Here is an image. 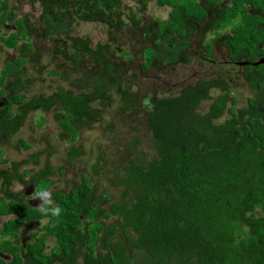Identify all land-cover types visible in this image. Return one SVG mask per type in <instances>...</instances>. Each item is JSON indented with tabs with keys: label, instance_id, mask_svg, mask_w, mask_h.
<instances>
[{
	"label": "trees",
	"instance_id": "trees-1",
	"mask_svg": "<svg viewBox=\"0 0 264 264\" xmlns=\"http://www.w3.org/2000/svg\"><path fill=\"white\" fill-rule=\"evenodd\" d=\"M118 4L119 0H71L58 6L59 13L43 9L40 24L54 47L56 68L41 66L35 72L41 81L45 80L43 74L59 77L63 87L38 93L28 108L38 106L53 112L63 130L75 138L79 130L97 124L103 131L117 129L111 122L101 123L102 111L95 106L105 104L114 115L140 120V128L148 131L152 143L151 159L143 161L137 155L142 152L132 143L124 162L121 158L115 168L112 164L110 181L127 199L110 202L106 209L99 204H108L110 196H96V187L86 176L68 193H57L62 214L51 217L45 228L56 241L55 250L52 256H40L31 264H50L64 257L67 264H76L75 254L82 249L79 264H264V67L245 68L251 93L244 99L222 70L221 75L184 77L180 86L169 87L163 94L158 90L146 94L138 75L152 74L153 68L162 74L161 67L166 66L175 71L173 65L158 64L180 58L185 49L154 47L159 37L166 42L172 39L171 24L165 23L160 31L154 23L141 25L135 15L126 17L116 10ZM75 19L106 25L110 42H99L92 49L88 37H72L69 25ZM248 27V23L245 28L240 26L230 51L232 56H248L252 62L263 50L252 48L256 36L250 35ZM20 32L22 36H1V43L17 50V42L26 37V45L31 47L26 31ZM133 35L140 45L132 44ZM144 35L150 43L142 42ZM117 39L129 41L118 55L119 62L110 44ZM26 45L17 58L4 62L2 81L5 75L26 69L28 57L38 61L25 50ZM62 65L72 69L71 79L68 72H61ZM125 69L129 77L122 75ZM16 81L28 89L35 82L21 77ZM24 98L17 93L12 98L11 102L22 104L12 122L9 105L0 110V134L12 133L23 123L28 110ZM238 101L241 106H235ZM203 103H208L205 110ZM18 142L29 147L23 140ZM93 170L100 173L98 159ZM42 179L51 183L45 175ZM110 218L116 222L111 223ZM20 221L13 224V230Z\"/></svg>",
	"mask_w": 264,
	"mask_h": 264
},
{
	"label": "flooded vegetation",
	"instance_id": "flooded-vegetation-1",
	"mask_svg": "<svg viewBox=\"0 0 264 264\" xmlns=\"http://www.w3.org/2000/svg\"><path fill=\"white\" fill-rule=\"evenodd\" d=\"M18 1V6L14 7L10 4V0H0V38L1 36L8 37L14 33L22 36L20 32V27H22L23 30L26 31V36L33 43L34 48L36 46L42 47V45L51 47L49 39L42 27L43 25L29 27L28 19L29 17L32 18L33 12H35L38 15L33 19L40 23L39 18L44 8L50 10L52 13H59L58 6H65L66 1L71 0ZM119 1L120 4L115 5V9L121 11L126 17L132 15L144 17L146 23H154V27H157L156 22L158 19L161 22L165 21L169 26L171 24L169 36L172 37V39L166 42L164 37H159V41L153 46L160 49L168 48L173 50H177L178 47H181L185 50L184 52H180V58L177 57L175 60L165 59L164 63L160 62L158 65H173L175 68L177 65L186 67L187 64L185 63L187 59L185 60L184 56L189 55L193 59L197 58L196 64L199 66L221 64V67L225 69V74L228 79L245 78V68L249 66L251 60L248 59V56H232L230 48L240 26L244 25L245 28L247 27V23L249 24L248 32L250 35L254 33L252 35H254V37L256 36L255 42L252 43V48L263 50L264 55V0H135L137 1V6H135V8L127 6L124 3V1L128 0ZM23 5L29 7V13L28 15L26 14V16H28L27 18L21 13ZM163 16L165 18H158ZM176 16L178 17L177 19ZM77 21L74 22L76 23ZM176 25L181 27V30L178 32L175 28ZM30 30L32 31V36H30ZM33 35L37 37L38 41ZM148 38L147 35H144L140 39H143V43H150L151 41ZM21 41L25 42V40ZM0 44L5 51L11 49L6 48L1 41ZM24 45H26V43H24ZM16 46L17 50L12 49L14 56L12 59L20 55L17 54V52L22 45L20 46L18 41ZM53 50L54 47L52 51ZM216 51L219 52L217 60H208L207 56L212 55ZM259 58L260 57H258V59ZM25 60L29 61L28 59ZM4 62L0 64V110H6L7 105H9L10 111L13 114L9 122H12V120L16 118L18 110L22 107V104L11 102L16 93L24 95L23 104L28 110L25 113L23 123L18 125L14 132L0 134V151L2 152L0 153V264H31L34 259L40 256H52L56 246L54 237L47 235L45 231L46 225L50 222L51 217H44L39 212L37 206L41 201L39 199H32L31 195L35 190L47 188L52 193L53 202L58 205L55 195L57 193L63 194L69 192L67 190L58 189L56 186L58 180L55 179L53 182V180L50 179V175L54 173H57L59 175H57L58 177L66 175L63 164L64 162H68L64 159L63 155L67 154L72 160L78 158L79 135L74 138L70 133L61 129L62 131L59 133L60 137L69 144L66 146L67 148L64 149L65 151H63L61 147L56 146V150L53 152H41L38 151L36 147L35 150L32 151V141L19 135L24 129H31L33 131L32 136L37 135V138H35L36 142H47V138L42 139V136H40H46L45 130L41 131V129H43L41 125L36 124L35 126H28L26 123L30 111H39L42 113L40 119H44V121L40 120L39 124H43L47 121L46 117L50 112L44 111L38 106L30 110L28 108V103H30L34 97H37L38 93L44 92H37L34 88L28 89L25 85H22L23 83H18L16 81L17 78L21 77L23 80V74L17 72L5 75V80L2 81L1 70ZM245 62L247 64H245ZM221 70L223 71V69ZM218 74L221 75L220 70H218ZM198 75L200 74H194L193 77ZM33 84L34 82H32V86ZM59 123L60 122H58V124ZM45 128L46 127H44V129ZM28 134H31L30 131ZM62 136H65V139ZM10 137H15L18 143V148L16 147L14 149L20 148L23 149L24 152H28L27 156L20 160V162H11L5 157L7 150L5 141ZM19 140H23L25 145L29 147L25 148L18 142ZM37 144L41 143H35V145ZM46 153H48V156L45 155ZM34 155H37V157L34 158ZM54 158L60 160V165L50 166L49 163H45ZM31 159L33 164L38 166L37 169L26 167V165L31 163ZM41 159L43 160L42 165ZM47 170L49 172H47ZM32 171H34L33 174H31ZM39 172H41L42 175H39ZM43 175L51 181L50 184H46V179H42ZM38 177L41 179H38ZM104 204L107 205V203ZM32 214H38L40 216L32 217ZM17 221H20L18 228L17 230H13L12 226H14L13 224ZM86 222L89 221L86 220ZM50 240H53V246L47 249V242ZM60 253L62 254V252ZM82 253H84V251ZM77 254H75L74 260L76 264H79L80 252ZM68 261V258L64 257L59 261H52L50 264H67Z\"/></svg>",
	"mask_w": 264,
	"mask_h": 264
},
{
	"label": "rangeland",
	"instance_id": "rangeland-1",
	"mask_svg": "<svg viewBox=\"0 0 264 264\" xmlns=\"http://www.w3.org/2000/svg\"><path fill=\"white\" fill-rule=\"evenodd\" d=\"M124 3L127 6L135 8L137 6V1L135 0H128L124 1ZM10 4L12 6H18L19 1L18 0H10ZM38 7V6H37ZM140 7V6H139ZM21 13L27 18L26 14L29 13V7L26 5H23V10ZM38 14L33 12V17L28 19L29 27H34L36 25H40V23L36 22L33 18L37 17ZM158 18H165L158 17ZM137 20L141 22V25L144 23L146 24L144 17H137ZM142 20V21H141ZM157 29L160 31L164 26H166V22H161L159 19L157 20ZM69 33L72 37L79 39L80 37H88L89 43L91 45L92 49H96V44L101 43H109L110 39L108 38L107 33V27L106 25L102 23L97 22H73L71 25H69ZM129 28V27H128ZM21 30H23L22 27H20ZM132 30V29H131ZM34 31V30H33ZM126 35L130 34L128 31H124ZM30 36H32V31L30 30ZM133 34V33H131ZM8 35V33H7ZM33 37L38 41L37 37L33 35ZM24 39V38H23ZM25 42L19 40V45L23 47L24 43L27 44V39L25 37ZM132 44L140 45L137 40H134V35L131 37ZM110 44L113 45L115 50H113V57L116 59L117 62L120 61L118 59V55L121 50H125L128 48L127 44H129V41H127V44L119 39L115 40L114 42H111ZM17 54H20V49ZM25 50L31 52L32 57H37L38 61L35 62L31 59V57H28L27 59L28 64L26 69L20 70L19 73L23 74V80L26 82L29 79H34L35 82L33 84V88L39 92L42 91L44 93L51 92L58 88V86H62L63 81L59 79V77H53L48 76L46 74L42 75V78H44V81H41L39 79V75L35 72L37 67H44L46 66L47 69L51 70L53 68H56V65L54 61L52 60V56L54 55V52L52 51L53 47H35L31 44V47L26 45ZM13 56V50L8 49L5 51L3 47H1L0 44V64H2L6 60L12 59ZM219 57V52H214L212 55H208V60H217ZM184 59H187V62L185 64L186 67H183L181 65H177L175 68V71L171 72L170 66L161 67L162 71L165 73L160 74L159 70L157 71L155 68H153L155 74L158 76L156 78L153 77V73L149 72L148 74H139L141 79L138 80L139 86L143 89V91L146 94L153 93L154 91L158 90L159 92H165L167 88L169 87H178L180 86L181 82L185 81L182 78L186 77H193L194 74H203L204 76H214L218 75V70L223 69V72H225V69L221 67V64H208V65H201L199 66L196 64L194 59L186 55L184 56ZM189 59V60H188ZM51 61V62H50ZM135 67V65H132ZM1 68V67H0ZM136 68V67H135ZM46 69V70H47ZM129 69V68H128ZM126 70H124V73L122 75L129 77L126 75ZM137 70V69H136ZM61 72H68L66 75L67 78H69L73 71L68 65H62L61 66ZM79 73V72H78ZM136 71L134 74L136 75ZM186 73V74H184ZM79 75H82L79 74ZM150 75L149 78H144L145 76ZM234 75V74H232ZM78 76V74H77ZM33 77V78H32ZM71 79V78H69ZM236 80V83L234 82ZM231 86L234 87L236 92L242 93V97L244 99V96H250L251 88L249 87V84L246 82L244 77L240 78H231ZM60 83V84H59ZM137 83V85H138ZM63 87V86H62ZM134 87V86H133ZM133 90H136V85L133 88ZM218 92H214V94H217ZM146 103V99L144 100V104ZM241 101H238L235 106H241ZM118 106V104L116 105ZM115 106V107H116ZM208 103H203V109H207ZM95 107L101 109L102 111V125H107L108 122H111L113 125L117 127L115 131H103L102 128L97 124L93 125L92 128L88 129H82L79 130V148L77 151L78 158L76 160H72L71 163L64 162V172L66 173L65 176H60L57 173H54L50 175V179L56 182V186L58 189H63L69 191L70 189L76 187L80 184L81 179L83 176H86L89 180V184L93 187H96V196H100L101 194H105L106 196H110V201L107 205L104 203H100L99 205L104 208V206H110L115 201H122L124 198L121 193V188L114 186L113 183H111V179L113 178V171L115 168V164L123 158L124 162V156L128 155L127 150L132 149V143L142 152L137 154L139 156H142L143 161H148L151 159L152 156L151 152H153L152 143L150 142L149 133L145 129L140 128V120L136 119L133 120L132 117H127L122 114L114 115V111L112 109H108V107L105 104H98ZM49 115L46 117L47 121H45L43 124H39L40 117L42 116V113L39 111H30L27 116V125L28 126H35L36 124L41 125L43 127L42 130H45L46 136L40 135L43 138H47V142H36L35 136H32L33 131L31 129H24L22 133L19 135L25 139H30L32 141L31 149L32 151L35 150V147L38 151L41 152H53L56 150V147H61L63 151L67 148L69 144L60 137V132L63 130V126H59L57 119L53 116V112L48 113ZM226 113L224 114V117H226ZM46 125V126H45ZM44 127H46L44 129ZM61 127V128H60ZM62 129V130H61ZM140 130V132H137L136 130ZM30 131V135L28 132ZM68 132V131H67ZM70 133V132H68ZM59 136V138H58ZM65 139V136H62ZM8 139V138H7ZM6 142V158L11 162H20L23 158H25L28 154V152H24L23 149H14L18 148V143L16 141L15 137H10ZM35 143H41L35 145ZM131 144L130 148H127V145ZM56 146V147H55ZM46 153L45 155H47ZM137 155H133L137 157ZM48 156V155H47ZM64 159L68 160V155H63ZM145 157V158H144ZM101 158V159H99ZM105 160V163L103 160ZM97 159L99 160V166H100V173H95L93 170L94 165L97 163ZM141 160V159H140ZM45 163H49L50 166H58L60 165V160L58 158H54L51 160L46 161ZM115 163V164H114ZM43 164V160L41 159V165ZM112 164L114 165V168L112 167ZM8 165V164H7ZM27 168H34L37 169L38 166L33 164V161L31 159V163L26 165ZM117 170L121 171L118 169ZM34 171L31 172L33 174ZM58 175V176H57ZM57 176V177H56ZM38 179H41L38 177ZM131 200V199H130ZM112 202V203H110ZM106 208V207H105ZM111 223L116 222L115 218L110 220ZM53 246V240H50L47 242V249L51 248ZM84 249L80 251L79 255V261H82L83 255L82 252ZM78 257V254H77ZM57 264V263H56Z\"/></svg>",
	"mask_w": 264,
	"mask_h": 264
},
{
	"label": "clouds",
	"instance_id": "clouds-1",
	"mask_svg": "<svg viewBox=\"0 0 264 264\" xmlns=\"http://www.w3.org/2000/svg\"><path fill=\"white\" fill-rule=\"evenodd\" d=\"M31 196L32 199H39L41 201L37 208L44 217L59 218L61 216L63 210L53 202L50 190L47 188L35 190Z\"/></svg>",
	"mask_w": 264,
	"mask_h": 264
},
{
	"label": "water",
	"instance_id": "water-1",
	"mask_svg": "<svg viewBox=\"0 0 264 264\" xmlns=\"http://www.w3.org/2000/svg\"><path fill=\"white\" fill-rule=\"evenodd\" d=\"M245 64H247V63L245 62ZM249 65H251L253 67L259 66V65L264 66V55L262 57H260L259 59L249 63Z\"/></svg>",
	"mask_w": 264,
	"mask_h": 264
}]
</instances>
